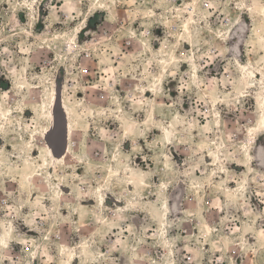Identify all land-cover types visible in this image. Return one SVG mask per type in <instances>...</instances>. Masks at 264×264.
<instances>
[{
    "label": "rangeland",
    "instance_id": "obj_1",
    "mask_svg": "<svg viewBox=\"0 0 264 264\" xmlns=\"http://www.w3.org/2000/svg\"><path fill=\"white\" fill-rule=\"evenodd\" d=\"M262 232L264 0H0V264H264Z\"/></svg>",
    "mask_w": 264,
    "mask_h": 264
},
{
    "label": "snow or ice",
    "instance_id": "obj_2",
    "mask_svg": "<svg viewBox=\"0 0 264 264\" xmlns=\"http://www.w3.org/2000/svg\"><path fill=\"white\" fill-rule=\"evenodd\" d=\"M261 235L264 236V232H262ZM0 242H2V241H0Z\"/></svg>",
    "mask_w": 264,
    "mask_h": 264
},
{
    "label": "bare ground",
    "instance_id": "obj_3",
    "mask_svg": "<svg viewBox=\"0 0 264 264\" xmlns=\"http://www.w3.org/2000/svg\"><path fill=\"white\" fill-rule=\"evenodd\" d=\"M260 122H261V121H260ZM262 123H263V122H262ZM69 132H70V131L68 130V135H69ZM70 133H71V132H70Z\"/></svg>",
    "mask_w": 264,
    "mask_h": 264
}]
</instances>
